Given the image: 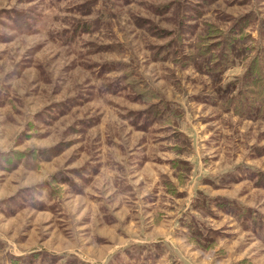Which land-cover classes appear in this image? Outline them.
Masks as SVG:
<instances>
[{
  "label": "rangeland",
  "instance_id": "rangeland-1",
  "mask_svg": "<svg viewBox=\"0 0 264 264\" xmlns=\"http://www.w3.org/2000/svg\"><path fill=\"white\" fill-rule=\"evenodd\" d=\"M0 264H264V0H0Z\"/></svg>",
  "mask_w": 264,
  "mask_h": 264
},
{
  "label": "trees",
  "instance_id": "trees-1",
  "mask_svg": "<svg viewBox=\"0 0 264 264\" xmlns=\"http://www.w3.org/2000/svg\"><path fill=\"white\" fill-rule=\"evenodd\" d=\"M234 42H232V41H230V40H228L227 42H226V46L228 47V50H234ZM236 51V50H235ZM225 58V57H224ZM228 57H226V59H227Z\"/></svg>",
  "mask_w": 264,
  "mask_h": 264
}]
</instances>
